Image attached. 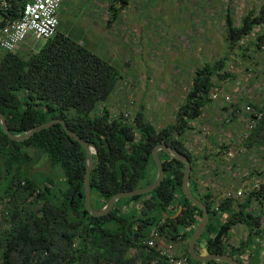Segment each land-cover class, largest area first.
<instances>
[{"label":"trees","instance_id":"obj_1","mask_svg":"<svg viewBox=\"0 0 264 264\" xmlns=\"http://www.w3.org/2000/svg\"><path fill=\"white\" fill-rule=\"evenodd\" d=\"M15 1L12 5L17 10L20 5ZM111 2L110 21L128 4L127 0ZM263 25V8L257 15L250 12L238 25L228 14L227 50L243 51V39ZM34 44L35 51L21 54L16 50L0 56V112L11 134L21 135L59 119L94 146L98 158L90 174L94 209H102L119 192L150 185L157 172L152 150L160 144L175 149L189 159V185L194 184L191 192L209 212L208 224L195 242L196 253L228 255L241 264H260L264 211L257 208L264 205V179L243 200L222 199L215 210L216 199L211 193L195 192V162L185 146L186 133L193 130L191 123L213 101L209 97L217 91L213 79L234 77L224 73L226 59L198 69L173 121L157 128L146 119L143 107L131 122L111 117L105 103L115 91L119 71L64 34L60 26L55 37ZM262 44L264 30L255 40L257 48ZM260 110L262 116L244 145L248 149L264 147V106ZM159 156L164 178L154 191L122 198L108 214L95 217L84 205L85 152L60 124L23 142L10 140L0 126V264H168L160 251L144 242L151 240L153 233L174 241L181 232L185 244L179 252L189 264H226L200 263L190 257L188 239L202 212L182 192L184 164L163 152ZM42 159L61 174L56 180L46 173L32 172ZM179 209L180 214L172 218ZM238 225L245 227L247 235L237 247L230 246L228 238Z\"/></svg>","mask_w":264,"mask_h":264},{"label":"rangeland","instance_id":"obj_2","mask_svg":"<svg viewBox=\"0 0 264 264\" xmlns=\"http://www.w3.org/2000/svg\"><path fill=\"white\" fill-rule=\"evenodd\" d=\"M127 3L116 20L111 21L109 12L111 0H62L59 10L61 31L71 39L79 40L80 44L108 61L120 73L121 78L115 91L105 103L111 117H120L128 113L131 122L135 113L143 107L144 115L150 123L157 128L165 127L173 121L175 111L183 104L196 71L206 63L212 64L220 59H226L224 73L237 76L242 84L237 89L232 80L223 82L214 78L213 82L216 85L214 89L221 91L220 97L212 99L195 123L213 118L205 125L208 126V134L214 135V132H217L214 128L222 118L224 119L225 113L227 117H231V112H228L231 110V104L219 102L224 93L232 97L235 102L233 104L236 105L240 98L239 108L244 106L245 102H249L251 95L257 97V89L264 86V50L255 46V40L258 35L256 30H263L264 26L254 28L250 35L244 38L240 43L243 51L241 48L228 51L225 43V19L230 14L234 23L238 25L250 12L254 15L259 14L260 10L264 9L263 2L127 0ZM206 23L210 27L209 35L208 31H199L202 26L205 28ZM191 28L193 30L190 34L188 30ZM34 43L33 40H28L16 52L27 53ZM253 74L261 76L259 87ZM215 92L216 90H213L209 97L211 98ZM205 112L207 114L204 116ZM225 119L223 122L226 123L229 118ZM243 128L244 125H241L239 129L243 131ZM222 134L223 132L216 139L217 148L220 144V149H225V152L230 149L234 154L233 158L228 159L218 149V156L221 158V165L218 167L222 175L223 168L227 172L229 166L232 170L241 169L240 172L242 169L249 171L256 166L262 170V174L264 173L262 148L257 151L244 146L248 151L241 157L244 154L237 152L238 144L237 147L231 148V145L226 143L230 144L231 136ZM201 141L206 143L204 138H201ZM186 143L194 149L193 139ZM207 145L210 144H206V148ZM211 159L206 161L212 162ZM238 162L242 167H236ZM32 172L46 173L55 180L61 175L55 169H51L45 159L40 160ZM236 184L237 182L232 181L231 185ZM237 185L239 186V183ZM92 199L95 203L94 192ZM257 209L264 211V205ZM262 224L264 228V213ZM262 233L260 240L264 242V229ZM246 235L245 227L238 225L231 231L228 244L237 247Z\"/></svg>","mask_w":264,"mask_h":264},{"label":"built area","instance_id":"obj_3","mask_svg":"<svg viewBox=\"0 0 264 264\" xmlns=\"http://www.w3.org/2000/svg\"><path fill=\"white\" fill-rule=\"evenodd\" d=\"M259 2L264 3V0H259ZM15 3L20 5V8L17 10L13 8L12 0H0V56L6 53H14L28 40H49L55 37L59 30V10L62 0H17ZM218 96L220 97V92L216 91L211 95V98L215 100L218 99ZM222 97L231 104V114L244 123L243 138L239 140V143L237 142L238 146L241 144L242 147H239L237 152L239 151V154H244L241 155V157H243L247 154V151L242 146V143L255 128L262 116V112L260 109H254L250 105L245 104L239 108V105L233 104L235 102H233L230 96ZM123 118L129 119V114L124 113ZM219 151L225 154L228 159L233 158L234 154L230 149L226 152L225 149H219ZM242 170L243 171L240 172L241 170L229 169V175L239 172L240 179L238 178L239 181L234 182H237V184L239 183V186L237 184L231 185L227 182L223 186V189H221L219 186L223 181L214 183L218 185V192L216 193V189L212 187L210 193L216 199L215 210H218L220 200H243L250 191L259 188L260 183L264 179L262 178V170H259L257 167L256 170L252 168L247 172H244V169ZM244 173L250 174L251 176H244ZM221 175L222 174H220V176ZM129 207L133 208L134 206ZM182 233L183 232H181L174 241H165L163 238H158L157 234L153 233V238L144 242V244L160 251L168 264H189L188 258L181 255L179 252L185 244ZM262 244H264V242H262Z\"/></svg>","mask_w":264,"mask_h":264},{"label":"water","instance_id":"obj_4","mask_svg":"<svg viewBox=\"0 0 264 264\" xmlns=\"http://www.w3.org/2000/svg\"><path fill=\"white\" fill-rule=\"evenodd\" d=\"M55 124H60L65 133L69 138L77 142L84 150L85 152V175H84V205L85 209L89 212L90 215L95 216V217H101L105 216L108 214L114 205L117 203L118 200L122 198H133L136 196H142L146 195L152 191H154L162 182L164 178V169L162 167L161 159L159 156V152H163L166 156H168L171 159H175L182 164H184V172H183V178H182V192L186 199L194 205L196 208L200 209L202 212V219L199 223L198 226L195 227L194 231L190 235L188 239V253L190 257L200 263H207L210 261H218V262H223L226 264H241L234 258L228 256V255H219V254H212V255H206V256H200L196 253L195 251V242L201 237L203 234L208 221H209V212L206 208V206L196 199L193 194L190 191L189 187V181H190V174H191V163L189 159L184 155L176 151L175 149L164 145L160 144L157 145L153 150H152V157L156 165V177L155 180L148 185L145 188L133 190L130 192H119L112 196L107 204L102 208V209H94L91 205V190H90V174L93 170V168L97 165L98 163V158H97V151L94 146H92L90 143L86 142L83 140L80 136L75 134L72 130H70L65 121L59 120V119H53L49 122H46L42 125L35 126L31 128L30 130L26 131L24 134L21 135H13L10 133L5 117L4 115L0 112V126L4 132V134L12 141L14 142H23L28 139H30L34 134L48 129L52 127ZM94 157H96V161H94ZM181 212V209L174 215L175 218L178 216ZM260 264H264V252L260 255Z\"/></svg>","mask_w":264,"mask_h":264},{"label":"crops","instance_id":"obj_5","mask_svg":"<svg viewBox=\"0 0 264 264\" xmlns=\"http://www.w3.org/2000/svg\"><path fill=\"white\" fill-rule=\"evenodd\" d=\"M194 6H195V4H194ZM207 23L205 24V28H203V26H202V28H200L199 31L200 32H206V31H208V35H209V33H210L209 32L210 27H209V24H207ZM210 24H212V23H210ZM257 28H260V27H256V29ZM191 30H193V28H191V29L188 30V32L190 34L192 33ZM256 31L258 32V35L257 36H259L260 33H261V31H262V29H260V30L257 29ZM37 41H43V40H37ZM34 42H36V41H34ZM35 45L36 44H33L31 46V48H30L31 51H35V49L37 48V47H35ZM260 48L262 50H264V44H262ZM253 75L256 78V81L258 83L257 86L259 87L260 86L259 83L261 82V76H260V74L259 75L258 74H253ZM120 78H119V80H120ZM239 79H237V76L236 77L234 76L232 79H229V80H232V81L235 82V85H236V88L237 89H239L240 84H242ZM224 81H226V80H224ZM256 92H258L257 97H254L253 95H251L249 102H245L244 104L245 105H250L254 109H261L262 106H264V86L259 87ZM225 94L226 93H224L222 96H228V95H225ZM112 95H113V93H112ZM260 95H262V96H260ZM239 99L240 98H238V104L237 105H239V103H240L239 102L240 101ZM219 102H222L224 104L225 103H228L227 101L224 100L223 97H221V100H219ZM228 112H231V110H229ZM205 114H207V112L204 113V116H205ZM120 117L123 118V115H121ZM225 118H229L226 121V123L223 122V120L224 121L226 120ZM212 119H209L208 121H205L204 120L203 122H199V123H195V120H194L191 123L193 130H191L190 133H186V139H187L186 142H188V140H190V139H193V142H195L194 143V149L190 148V146H188L187 143H186L185 146H186L187 150L189 151V153H191V155L194 158L195 167H194V172H193L194 175H193V177H194V182L197 183V190L195 189V192L196 193H199L200 195L204 194L205 192L210 193L212 191V187L214 189H216V193H217L218 192V185L217 184H214L216 182L218 183L219 181H223L222 184L219 186L221 189H223V186L225 185V183L228 182V183L232 184V181H234V182L237 181L238 182L239 179H240L239 178V172H235L233 175H229V173H230L229 170L226 172L224 170V168L222 170L224 175H221L220 176L221 173H220V169L218 167V166L221 165V161H220L221 158H219V156H218V149H220L219 148L220 147V144H219V147L217 148V145L216 144H218V143H216V139H218V137L221 134V132H223L222 135H224V136L225 135L231 136V138H229L230 139V144L228 142H226V143L228 145H231V148L237 147V142L239 143L240 142L239 140L243 138L242 137L243 131L241 129H239V128H240L241 125H244V123H241L243 121L240 120V119H238V118H236L233 114H231V117L230 116L227 117V115L225 113L224 119L222 118L221 121L218 120L219 121V124L216 125V127L214 128V129L217 130V132L215 131L214 132V135H210V134H208V126H206V125ZM251 132L249 133V136H250ZM211 136H214V137H211ZM249 136H248V138H249ZM201 138L202 139L204 138V140H206V143L203 142V141H201ZM223 139H226V138L223 137ZM247 139L246 140L244 139V142L242 143V146L243 147H244L245 143L247 142ZM208 141L210 143H208ZM226 143L223 142V144H226ZM206 144H210V145H207V148H206ZM239 147L242 148L241 147V144H239ZM253 148L256 149L257 151H259L261 148L264 150V147L263 146H260V145H256ZM210 159L212 160V162L211 161H206V160H210ZM214 162H215V166H214ZM229 167L231 168V166H229ZM236 167H239L240 168V167H242V165L238 162V164L236 165ZM254 168L256 170V167H254ZM236 170H241V169H236ZM244 176H251V175L250 174H247V173H244ZM236 178H239V179L237 180ZM262 178H264V173L262 174ZM192 186L194 187V184L191 185V186L189 185L190 188H192ZM190 191H191V189H190ZM262 245H264V244H262ZM263 252L264 251H262V253Z\"/></svg>","mask_w":264,"mask_h":264}]
</instances>
